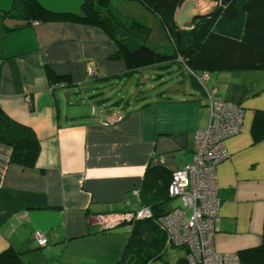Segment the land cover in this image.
<instances>
[{
	"label": "crops",
	"instance_id": "obj_1",
	"mask_svg": "<svg viewBox=\"0 0 264 264\" xmlns=\"http://www.w3.org/2000/svg\"><path fill=\"white\" fill-rule=\"evenodd\" d=\"M10 1L0 0L1 12ZM19 1L13 16L0 15V108L33 129L40 151L35 167L24 169L0 142V252L12 248L24 264H117L129 227L101 229L99 219L140 209L148 204L145 181L162 188L193 161L196 131L208 123L207 91L243 109L241 131L225 140L227 157L215 169L221 201L215 249L237 253L261 244L264 141L252 140L251 123L255 110H264V71L210 72L203 85L172 59L129 72L101 27L14 16L23 10ZM36 1L73 13L82 3ZM110 2L150 29L148 45L172 52L158 17L138 0ZM216 5L196 0L201 15ZM92 105L101 115L91 114ZM116 110L122 119L102 125L104 114ZM179 203L169 197L163 208ZM35 231L45 246L37 245Z\"/></svg>",
	"mask_w": 264,
	"mask_h": 264
},
{
	"label": "trees",
	"instance_id": "obj_2",
	"mask_svg": "<svg viewBox=\"0 0 264 264\" xmlns=\"http://www.w3.org/2000/svg\"><path fill=\"white\" fill-rule=\"evenodd\" d=\"M15 2L17 0H14ZM23 10L14 16L38 21H65L94 24L114 38L117 54L124 58L129 72L166 60H176L189 71H264V0H214L217 5L197 16L190 28H179L175 13L184 0H138L155 14L172 43V52H161L148 45L150 29L141 22L114 11L110 0H82L80 13L56 12L41 6L36 0H22ZM0 11V15H11ZM16 14V15H15ZM228 23L227 25H224ZM235 30H230L231 26ZM49 77L50 69L47 67ZM59 81V80H57ZM57 83H60L57 82ZM254 142L264 141V110H255L251 123ZM0 142L11 148L10 161L24 169H32L40 151L33 129L9 117L0 108ZM171 178V175H170ZM166 181L162 188L143 185L142 200L151 210V217L126 223L129 234L117 264H148L161 260L166 252V233L157 219L167 210L163 204L169 199ZM157 195V198H153ZM146 199L149 201H146ZM122 223V224H123ZM168 246V245H167ZM174 264H189L186 253ZM241 264H264V238L255 247L237 252ZM0 264H24L20 253L12 248L0 252ZM164 264H169L165 262Z\"/></svg>",
	"mask_w": 264,
	"mask_h": 264
},
{
	"label": "built area",
	"instance_id": "obj_3",
	"mask_svg": "<svg viewBox=\"0 0 264 264\" xmlns=\"http://www.w3.org/2000/svg\"><path fill=\"white\" fill-rule=\"evenodd\" d=\"M88 75L95 76L96 69L88 67ZM203 85L209 78V72L195 74ZM208 123L195 134V153L193 161L172 172L168 185V195L180 201L162 214L157 222L166 233V244L187 251L189 264H241L237 253H220L215 249L214 237L219 231L218 185L216 166L227 157L225 140L241 131L243 109L232 101L224 100L214 91L206 92ZM91 114L101 115L95 105ZM120 110L104 114L101 124L111 125L120 121ZM137 194V191H133ZM148 207L125 212L119 217L99 219L101 229H109L122 222L151 217ZM38 246H45L46 238L40 231L33 233Z\"/></svg>",
	"mask_w": 264,
	"mask_h": 264
},
{
	"label": "water",
	"instance_id": "obj_4",
	"mask_svg": "<svg viewBox=\"0 0 264 264\" xmlns=\"http://www.w3.org/2000/svg\"><path fill=\"white\" fill-rule=\"evenodd\" d=\"M201 15L196 7V0H184L175 13V23L179 28H190L193 20Z\"/></svg>",
	"mask_w": 264,
	"mask_h": 264
},
{
	"label": "rangeland",
	"instance_id": "obj_5",
	"mask_svg": "<svg viewBox=\"0 0 264 264\" xmlns=\"http://www.w3.org/2000/svg\"><path fill=\"white\" fill-rule=\"evenodd\" d=\"M19 2H20L19 0H17L16 2L14 0H11L8 4V7L17 9V5L19 4ZM164 43H167V40H164ZM165 249H167V250L164 253L163 259L153 260V261H150L148 264H164L165 262H167L169 264H174L176 262V260L179 257H182L184 254L182 249H180L179 247H172V246L166 245Z\"/></svg>",
	"mask_w": 264,
	"mask_h": 264
}]
</instances>
